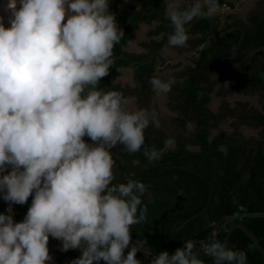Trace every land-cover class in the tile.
Returning <instances> with one entry per match:
<instances>
[{
	"label": "clouds",
	"instance_id": "obj_1",
	"mask_svg": "<svg viewBox=\"0 0 264 264\" xmlns=\"http://www.w3.org/2000/svg\"><path fill=\"white\" fill-rule=\"evenodd\" d=\"M6 7L10 26L0 20V173L7 174L0 175V192L9 212L11 204L35 195L23 221L0 214V264H49L50 236L64 251L81 249L72 264H140L136 254L146 242L138 240L126 256L125 249L131 227L146 222L148 187L136 180L113 184L110 149L122 144L129 153L140 151L145 129L159 127L160 119L155 109L128 111L121 93L97 87L124 37L109 0H8ZM219 7L218 0H193L187 8L180 0L168 3V45L186 46L188 26ZM149 83L167 94L175 80L153 77ZM144 155L151 163L161 153L153 148ZM201 254L214 264H247L246 252L215 237L188 239L151 264H205Z\"/></svg>",
	"mask_w": 264,
	"mask_h": 264
},
{
	"label": "trees",
	"instance_id": "obj_2",
	"mask_svg": "<svg viewBox=\"0 0 264 264\" xmlns=\"http://www.w3.org/2000/svg\"><path fill=\"white\" fill-rule=\"evenodd\" d=\"M122 1L109 0V11L115 15L116 22H122L120 29L124 31V37L114 46L113 63L108 75L101 78L97 87L102 91H117L123 97L137 95L143 105L154 93L150 79L156 77L159 64L168 62L170 57L161 52L145 61L141 60L164 44L170 23L165 16L164 0H140V7L132 6L127 11L119 12L118 5ZM218 2L220 6L229 4L234 7L232 0ZM192 3L193 1L186 4L185 8ZM215 20L216 32L237 24L246 27L247 35L238 54L239 60L253 48L264 45V9L253 10L247 22H243L234 12H229L224 22L219 16H215ZM145 21L149 24L156 22V25L148 31L149 38L142 41L143 50L139 53L125 51L124 46L135 38L141 23ZM171 31L172 28L169 34ZM188 34L190 37L185 47L195 50L196 56L192 58V64L181 69V80L173 85L170 97L174 102L173 108L180 113L176 117L178 126L187 130L192 122L195 124L194 132L187 137L178 132L175 145L167 146L166 141L171 134L150 124L144 131L145 141L140 151L129 153L122 144L110 149L114 160L112 183L136 180L148 187V193L142 197V207H147L146 222L131 227V236L135 241H130L125 249L126 256L138 240L145 241L143 249L149 251L151 257L138 253L140 264H151L155 255L163 251L174 253L177 248L170 241L172 231L206 205L209 196L207 181L198 173L181 166L190 167L210 180L213 199L205 214L192 220L175 234L178 244L188 239L206 237L213 224L225 214L264 210V52L256 54L243 66L235 65L232 54L241 31L235 30L224 37L214 38L211 36L210 20L207 18L199 20L189 28ZM121 66L135 67V87L122 86L117 82ZM216 69L226 75L235 71V80L240 91L246 95L257 93L260 96L261 108L248 107V103L243 102L244 107L237 114L242 122L262 128L263 133L259 138H246L238 131H220L210 138V127L216 126L226 116L223 112H214L209 108L216 81L213 71ZM226 75H220L222 82ZM189 143L196 144L198 148H189ZM153 148L161 156L150 163L144 152L145 149ZM4 174L7 172L2 173ZM7 202L4 200V203ZM12 205L15 217L24 220L29 209L26 203ZM2 208L3 204H0V210ZM233 221L243 223L253 230L261 238L264 248V217H238ZM228 229L229 224L223 222L213 237L224 242ZM48 247L52 250L50 245ZM228 247L246 252L247 264H264V255L241 228L232 231ZM76 252V249H70L59 254V259L68 255L76 257ZM201 255L205 264H214L211 259Z\"/></svg>",
	"mask_w": 264,
	"mask_h": 264
},
{
	"label": "rangeland",
	"instance_id": "obj_3",
	"mask_svg": "<svg viewBox=\"0 0 264 264\" xmlns=\"http://www.w3.org/2000/svg\"><path fill=\"white\" fill-rule=\"evenodd\" d=\"M193 0H180L181 7L185 8L186 4ZM234 7L229 4L222 5L219 7L218 12L214 16H219L221 21L224 22L226 15L229 12H234L237 16L243 21L247 22V18L253 10H262L264 9V0H232ZM174 0H164L165 8L168 3H172ZM8 0H0V20L5 24V26H10L11 12L7 9ZM141 5L140 0H123L118 5V11L124 12L129 10L132 6L139 7ZM228 6H230L228 8ZM67 16L65 18V22ZM118 27L122 26V22H116ZM156 22L149 24L148 22H142L140 28L138 29L135 38L126 45L125 50L128 52L139 53L143 50L142 41L149 38L148 31L154 28ZM190 37V35L188 34ZM163 54L169 55L170 59L168 62H161L156 71V77L162 80L174 79L175 82L181 80L179 77L181 69L185 66L193 63L192 58L196 56V51L193 49H187L184 47H169L168 45L163 49ZM120 76L117 79L122 86H129L131 88L135 87L136 80L135 74L136 69L134 66H121L119 67ZM235 71L230 72L228 75L225 73L222 74L219 70L213 71V78L216 80L213 85V91L211 92V102L209 103V108L214 112H223L226 116L219 121L216 126L210 127V138L220 131H226L229 133L239 132L240 135L246 138H259L263 130L261 127L251 125L249 123L242 122L237 117V114L244 107L243 102L248 103V107L254 106L256 108H261V99L260 96L256 94H243L238 84L235 80ZM220 75H226L224 81L222 82ZM128 103L124 106L128 111L135 112L141 109H147L151 111L155 109L159 113L160 119V128L165 129L171 135L167 138L166 145L174 146L175 145V136L178 132H181L184 136H189L195 130V124L190 122V127L187 130H184L182 127L178 126L176 117L180 113L173 108V100L170 97V92L167 94H157L153 93L149 101L145 104H141L138 100V96L134 94H129L124 97ZM87 143L92 144L93 141L86 135L83 138ZM189 148L197 149L196 144L189 143ZM225 148V147H223ZM11 170V166L8 167ZM35 193L29 196L26 206L31 207L32 199L34 198ZM1 199V196H0ZM10 203L5 207L1 214H10L13 216L15 222H21L15 217V211L11 204V211L9 212ZM51 237V236H50ZM52 240H56L57 244H60L63 250V242L59 239L51 237ZM131 241L135 239L131 236ZM134 245H132L133 247ZM70 250V249H69ZM79 256L82 255L80 249H76ZM138 253L143 254L145 257H150V253L140 249ZM75 260V257L68 255L62 262L58 264H72V261ZM100 262V261H99ZM96 262L95 264H106V262ZM49 264H56L55 261L51 258Z\"/></svg>",
	"mask_w": 264,
	"mask_h": 264
},
{
	"label": "water",
	"instance_id": "obj_4",
	"mask_svg": "<svg viewBox=\"0 0 264 264\" xmlns=\"http://www.w3.org/2000/svg\"><path fill=\"white\" fill-rule=\"evenodd\" d=\"M203 18H207V19L210 20V33H211V36L214 37V38L224 37L227 34L231 33L232 31H235V30H240L241 31V36H240L238 42L236 43V45L234 47V50H233V54H232V58H233V61H234L235 65L243 66L246 63H248L256 54L264 52V45H261V46L255 47L252 50H250L241 60H239L238 59V54H239V51H240V49H241V47H242V45H243V43L245 41L246 35H247L246 27L244 25H242V24H237V25H233V26H231L229 28H226V29L222 30L221 32H216L215 31V28H216L215 16L214 15L213 16L202 15V16H200L198 18H195L194 21L190 24V26H188V29L193 27L199 20H201ZM171 28H172V26L170 25L169 30H168V32L166 34V39H165L164 44L159 49H157L155 52H153V53L149 54L148 56H146L145 58H143L141 61H145L148 58H150L152 56H155L156 54L161 53L163 51V49L168 45V36H169V31L171 30ZM122 58L127 59V60L131 61L132 63H137V61L131 60L129 57L122 56ZM181 167H184L187 170H191L193 172L198 173L199 175H201L207 181V183L209 185V196H208L206 205H205V207L202 210H200L197 213H195V214L191 215L190 217H188L186 220H184L179 226H177L172 231V233L170 235V241H171V244L177 249L178 248H183L185 246L186 241L182 242L181 244H178L175 241V234L178 231H180L182 228H184L189 222H191L192 220H194V219L202 216L203 214H205L208 211V209H209V207L211 205L212 199H213V187H212V184H211L210 180L205 175H203L202 173H200V172H198V171H196V170H194V169H192L190 167H187V166H181ZM238 217H264V210L251 211V212H238V213H235V214H225V215L221 216L213 224V227L211 228V231L209 232V234L206 237H204V238H192V240L199 242V241H202V240H208V239L212 238L214 236V234L217 232L218 228L221 226V224L223 222H227L229 224V229H228V232H227L225 240H224V243L226 244L227 247H228V240H229V237H230L232 231L235 228H241L242 230H244L252 238V240L254 241L256 247L258 248V250L264 255V248H263V246L261 245V242H260L261 238L258 237L256 235V233L253 230H251L248 226H246L245 224L237 223V222L233 221L234 218H238Z\"/></svg>",
	"mask_w": 264,
	"mask_h": 264
},
{
	"label": "flooded vegetation",
	"instance_id": "obj_5",
	"mask_svg": "<svg viewBox=\"0 0 264 264\" xmlns=\"http://www.w3.org/2000/svg\"><path fill=\"white\" fill-rule=\"evenodd\" d=\"M19 6V5H18ZM7 170H10V169H7ZM0 175H2V173H0ZM0 196H1V199H0V204H3V208L0 210V214L3 212V210L5 209V207L10 203V202H7V203H4V195L0 193ZM13 206V205H12ZM23 221V220H22ZM58 242H56V240H52L51 237H49V245L52 247V250H49L50 252V257L55 261L56 264L62 262L67 256H64L61 260L59 259V254L63 253V252H67V251H64L62 250L60 244H57ZM143 249V248H141ZM81 250V249H80ZM145 250V249H143ZM57 251H58V254H57ZM60 251V252H59ZM147 251V250H145ZM149 252V251H147ZM150 253V252H149ZM76 257H75V260L80 257L79 254H78V251L76 252ZM138 254V252H137ZM136 254V255H137ZM145 257V256H144ZM150 257H151V253H150ZM93 264H95L93 262Z\"/></svg>",
	"mask_w": 264,
	"mask_h": 264
},
{
	"label": "crops",
	"instance_id": "obj_6",
	"mask_svg": "<svg viewBox=\"0 0 264 264\" xmlns=\"http://www.w3.org/2000/svg\"><path fill=\"white\" fill-rule=\"evenodd\" d=\"M140 6H141V5H140ZM140 6H139V7H140ZM129 43H130V42H129ZM126 45H127V44H126ZM126 45L124 46V50H125ZM125 51H126V50H125Z\"/></svg>",
	"mask_w": 264,
	"mask_h": 264
},
{
	"label": "built area",
	"instance_id": "obj_7",
	"mask_svg": "<svg viewBox=\"0 0 264 264\" xmlns=\"http://www.w3.org/2000/svg\"><path fill=\"white\" fill-rule=\"evenodd\" d=\"M223 5H226V4H223ZM230 6H228V8H229Z\"/></svg>",
	"mask_w": 264,
	"mask_h": 264
}]
</instances>
